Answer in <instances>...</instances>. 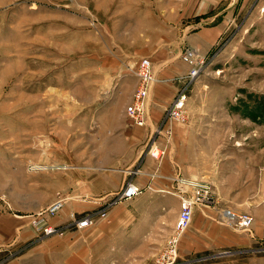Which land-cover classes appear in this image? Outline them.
Instances as JSON below:
<instances>
[{"label": "rangeland", "instance_id": "rangeland-1", "mask_svg": "<svg viewBox=\"0 0 264 264\" xmlns=\"http://www.w3.org/2000/svg\"><path fill=\"white\" fill-rule=\"evenodd\" d=\"M196 1L0 0V189L12 212L30 217L39 239L70 229L44 235L33 224L40 212L48 224L55 215L44 212L55 193L47 173L60 174L58 189L66 194L63 174L83 171L111 150L107 135L114 129L106 125L116 117L103 109L125 108L143 58L154 79L169 69L188 94L185 122L163 117L156 123L160 143L149 147L151 155L178 152L173 129L195 119L202 162L217 164L227 179L223 198L230 203L222 211L264 220V0H237L233 21L206 53L187 46ZM189 49L206 57L192 78L183 58ZM37 141L43 147L31 146ZM42 152L43 162H32ZM222 211L220 221L230 224ZM35 242L3 248L0 264ZM217 250L186 264H264V242Z\"/></svg>", "mask_w": 264, "mask_h": 264}, {"label": "crops", "instance_id": "crops-1", "mask_svg": "<svg viewBox=\"0 0 264 264\" xmlns=\"http://www.w3.org/2000/svg\"><path fill=\"white\" fill-rule=\"evenodd\" d=\"M236 1L197 0L192 30L186 34L187 46L200 53L208 52L233 21L229 13L234 11ZM189 27L187 24L183 30ZM173 74L168 69L156 75L147 98L144 126L130 123L125 108L103 109L116 117L106 125L114 129L111 136L107 135L108 142L110 138L114 144L108 143L111 150L98 159L87 161L90 165L82 167L83 171L68 170L63 174L66 183L62 188H66V194L58 189L60 174L47 173L48 180H53L48 185L55 191L47 206L57 200L62 202L49 222L61 224L72 219V215L103 209L126 181L136 184L140 193L113 203L104 216H96L86 227L73 226L62 237L39 239L30 225V217L21 214L22 210L12 212L9 199L0 189V251L29 239L36 241L5 264H155L179 212V196L191 193V187L182 180L205 183L208 193L192 207L191 221L179 242L180 260L210 255L222 247L241 249L252 242H264V220L259 217H253L247 229L220 221L222 205L230 203L223 198L229 191L227 179H221L217 164L202 162L199 141L193 134L194 116L191 118L195 122L191 119L188 124L173 129L175 140L171 143L179 148L178 152L160 157L151 155L149 147L160 143L153 135L156 123L165 117L178 90L179 83H175ZM191 114L195 113L191 111ZM35 144L31 146L43 147V141ZM24 148H28L27 142ZM189 148L195 149L189 152ZM32 162H43V152L33 157ZM35 177L43 179V173L38 172Z\"/></svg>", "mask_w": 264, "mask_h": 264}, {"label": "built area", "instance_id": "built-area-1", "mask_svg": "<svg viewBox=\"0 0 264 264\" xmlns=\"http://www.w3.org/2000/svg\"><path fill=\"white\" fill-rule=\"evenodd\" d=\"M184 60L190 65L188 76L190 78L198 74L201 69L202 63L205 62L206 57L200 56L194 53L193 50H187L183 56ZM138 84L131 94L130 101L125 106V115L136 126H144L147 119V98L152 83L154 82V76L151 71V62L148 58L140 60L137 70ZM188 101V94L185 90L180 89L174 96L171 104L169 105L165 120L166 121H186V104ZM166 132L171 134V130L166 128ZM184 184L191 187L190 194H181L180 208L177 217L174 222V226L170 235L167 237L165 244L155 259V264H186L187 259H179V242L182 234L185 232L192 217V207L194 203L203 201L208 193V186L205 183L198 182L196 180H182ZM141 189L131 181H126L124 185L119 189L113 201H109L105 204V207L99 211L89 212L82 215L80 218L64 226H58L54 224H48L45 222L44 217L40 212L36 220L33 222L34 226L41 230L44 235L57 234L61 235L71 227L82 228L92 224L96 215L104 216L107 209L115 202L124 199H129L139 194ZM61 200L53 202L46 207L44 212L49 215H54L61 207ZM222 217L225 221L232 224L235 227L247 229L253 223V217L248 213H236L230 209H224L222 211ZM221 220V217L219 218Z\"/></svg>", "mask_w": 264, "mask_h": 264}]
</instances>
